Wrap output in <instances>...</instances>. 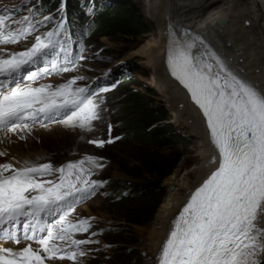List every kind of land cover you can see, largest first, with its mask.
Here are the masks:
<instances>
[{"label":"snow or ice","instance_id":"obj_1","mask_svg":"<svg viewBox=\"0 0 264 264\" xmlns=\"http://www.w3.org/2000/svg\"><path fill=\"white\" fill-rule=\"evenodd\" d=\"M4 11L17 9L0 10V45L18 43L52 19L36 21V10H30L17 21ZM65 24L61 16L30 47L7 58L0 53V127L15 132L30 123L63 118L70 126L91 130L101 119L102 101L96 97L107 89L74 88L83 77L55 87L31 86L51 73L72 70L77 59H84L72 57L66 47ZM194 48L177 38L169 48L168 65L202 110L218 156L211 157L215 169L174 218L157 264H264V93L232 73L214 53L209 54L214 63H209ZM24 81L29 83L21 86ZM112 142L89 141L97 147ZM98 159L89 156L60 167L29 161L19 167L0 164V242L39 245L16 249L0 243V264H45L46 259L75 264L87 255L82 246L98 241L74 237L89 232L90 219L72 222L68 217L76 203L105 183L90 179L93 167H103ZM86 163L91 167L85 168ZM73 170L78 173L74 181ZM56 174V179H45Z\"/></svg>","mask_w":264,"mask_h":264},{"label":"rangeland","instance_id":"obj_2","mask_svg":"<svg viewBox=\"0 0 264 264\" xmlns=\"http://www.w3.org/2000/svg\"><path fill=\"white\" fill-rule=\"evenodd\" d=\"M98 1L100 3H106L107 5L113 4L111 3L112 0ZM130 1L138 8L141 21L147 31V33L141 36L134 45L127 48L123 42L104 37L100 38L91 47L87 46L83 48L80 56H83L84 59H77L76 65L72 70L68 72L51 73L31 84L32 87H39L42 85H52L55 87L66 83L74 77H83L82 80H77L76 85H73L74 88L77 86H88L92 89H107V91L99 92V95L96 97L97 102L102 101V103H100L99 113L101 119L93 122L91 130L70 126L63 118L44 120L41 123L35 124L30 123L27 129H19L15 132L0 127V152L7 153L6 155L0 156V164L7 162L13 163L19 167L25 161H29L37 164L51 163L54 167H60L68 162H74L92 156L99 158L98 162L103 165L102 168L93 167V174L90 177L92 180L105 182L103 186L96 188L94 194L76 203L74 211L71 212L68 217L72 222H76L80 219H90L91 228L89 232L77 234L74 238H90L94 241H98V243L82 246L87 250V255L79 258L75 264H92L97 259L104 260L107 264H111L116 260V254H118L121 246H123L120 242L118 233L131 232V230L138 238L139 244L126 246L125 248L136 249L138 251L141 255L140 264H155L153 258L142 249V246L145 243L147 232L152 227L159 208L149 226L132 227L131 230L128 229L129 227L123 220L116 219V213L109 215L104 211L106 208V199L113 195V189L116 192L124 191L127 183L133 181V179L125 173L127 167L114 161L115 152H102V150L119 140L123 133L122 129L118 126V120L113 116L114 106L107 101V96L117 84V77L134 82L131 89L139 92L144 97V102L146 104L161 109L165 113V122L172 124L174 131L186 141L187 148L185 149V156L177 168L189 171L195 165V139L187 136L184 131L179 129L174 115L169 110L164 100L165 94L152 87L151 79L153 72L138 64L136 61L129 60V56L136 52L140 45L152 42L158 38L157 29L147 14L144 13L147 6L146 0ZM229 1L230 0H204V3L201 4V8L198 9L199 14L205 15L209 12L223 10L226 8V4ZM235 2L240 9L250 8L252 4L256 5L258 21L256 25L248 29L252 31V37L257 44H264V0H235ZM35 4L33 0H0V10L17 9V11L11 13L4 11V14L11 15L13 20L22 21L25 16L29 15L30 10H34ZM61 8H63V6H61ZM90 10L91 9L88 7L87 12H90ZM44 17L35 18V20L42 21ZM56 19L57 18H55V20ZM17 27H19V25H17ZM43 34V29H38L18 43L0 45V53H3L5 58H7L9 53L23 51L27 47H30L36 35ZM70 53L72 57H75L71 51ZM261 53L264 55V49L261 50ZM32 67L35 68L36 66ZM28 83L29 82L24 81L21 86H25ZM109 125H111L110 131ZM117 137H119V139H116ZM110 138L113 139L114 142L105 143L103 147H97L96 144L89 143V141L92 140L107 141ZM115 150L117 151L119 149ZM123 151H126V148L123 149ZM84 167L88 168L91 167V165L86 163ZM136 169L137 168L133 171L136 172ZM77 174L78 173L73 170V175L70 179L74 181ZM58 175L59 174L52 177H45V179H56ZM166 178H164L162 182L164 190L162 203L165 201L167 193L165 187ZM92 232L97 233V235L91 236ZM111 232L118 233L114 236L111 235ZM29 243L32 245L38 244L33 241H21L18 248H23ZM54 243L61 246L65 245L63 241H54ZM33 248L35 249V247ZM45 264H73V262L67 259H56L52 261L46 259Z\"/></svg>","mask_w":264,"mask_h":264},{"label":"trees","instance_id":"obj_3","mask_svg":"<svg viewBox=\"0 0 264 264\" xmlns=\"http://www.w3.org/2000/svg\"><path fill=\"white\" fill-rule=\"evenodd\" d=\"M33 1L36 3V17L48 14L52 17L39 26L44 32L55 25L52 22L55 18L57 23L61 16L65 18L64 35L73 41L76 53L103 37L123 42L130 48L147 33L138 8L130 0H112V5L98 0ZM63 3L65 8L61 12ZM88 7L90 12H87ZM117 80L107 101L114 106L113 116L123 133L102 152H115L114 161L127 167L125 173L133 181L127 183L124 191L113 189V195L106 199L104 211L109 215L116 213V219L123 220L131 230L152 223L164 195L162 182L180 165L187 143L174 131L172 124L165 122V113L161 109L146 104L144 97L131 89L134 82L121 77ZM135 168L136 172L133 171ZM117 233L111 232V235ZM118 236L123 246L111 264H140L138 251L125 248L139 244L132 230L120 232ZM92 264L107 263L97 259Z\"/></svg>","mask_w":264,"mask_h":264},{"label":"bare ground","instance_id":"obj_4","mask_svg":"<svg viewBox=\"0 0 264 264\" xmlns=\"http://www.w3.org/2000/svg\"><path fill=\"white\" fill-rule=\"evenodd\" d=\"M203 1L146 0L144 13L157 29L158 38L140 45L129 56V60L153 72L152 87L165 94L164 100L179 129L196 142L193 168L189 171L177 168L166 178V199L160 205L142 246L155 264L174 218L215 169L211 157L218 156L201 111L191 102L187 91L172 78L167 60L170 46L177 38L192 42L195 49L201 50L206 62L214 63L209 55L214 53L232 73L264 93V55L261 53L264 44H257L249 30L258 21L256 5L240 9L235 0H230L223 10L201 15L198 9ZM0 243L16 249L20 246ZM32 247L37 249L39 245L33 244Z\"/></svg>","mask_w":264,"mask_h":264},{"label":"water","instance_id":"obj_5","mask_svg":"<svg viewBox=\"0 0 264 264\" xmlns=\"http://www.w3.org/2000/svg\"><path fill=\"white\" fill-rule=\"evenodd\" d=\"M170 69V68H169Z\"/></svg>","mask_w":264,"mask_h":264}]
</instances>
